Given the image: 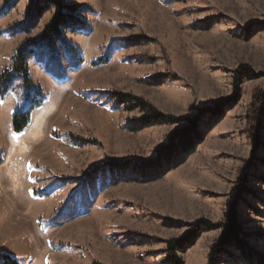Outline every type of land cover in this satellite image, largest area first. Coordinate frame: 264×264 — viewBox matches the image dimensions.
Instances as JSON below:
<instances>
[{"label":"rangeland","instance_id":"374dc122","mask_svg":"<svg viewBox=\"0 0 264 264\" xmlns=\"http://www.w3.org/2000/svg\"><path fill=\"white\" fill-rule=\"evenodd\" d=\"M63 1L78 11L58 29L54 7L0 0V78L33 41L29 83L0 82V264H174L171 244L197 227L176 255L209 264L244 173L231 215L246 254L217 264H264V105L251 119L264 0ZM39 102L15 134L14 114ZM198 116L203 140L183 156L170 137Z\"/></svg>","mask_w":264,"mask_h":264},{"label":"trees","instance_id":"16d2710c","mask_svg":"<svg viewBox=\"0 0 264 264\" xmlns=\"http://www.w3.org/2000/svg\"><path fill=\"white\" fill-rule=\"evenodd\" d=\"M38 3H40L38 5ZM37 3V8L36 12H38V15L44 14L46 12V9L43 5H48V7L52 6L55 8L56 13L53 19V26H56L58 29L62 28V26H66V24L69 22V19H62L65 15V10H67V14H74L78 11V7H75L74 5H67L64 3L63 0H39ZM55 32V31H54ZM33 41H29L28 43H24L20 49V52L17 54V57L14 61V65L11 69V71L6 72L1 78L0 82L4 81L5 79H9L10 76H12L14 73L15 74H20L23 75L24 78V83H29L30 79L28 77L27 73V51H25V48H27L29 45L32 44ZM29 55V54H28ZM107 60V59H106ZM103 62V61H101ZM106 62V61H104ZM9 88L7 87L5 91L0 94V99H3L6 93L8 92ZM121 102L122 103H128V102H133V104H136L137 106H140L143 109H151L150 105L145 104L141 99L130 96V95H123L121 96ZM264 103V92L263 93H257V95L254 96V102H253V109H251V119L255 122L260 120L261 116V109L262 105ZM41 105V103H36L28 107V110L26 111H19L14 114V119H13V130L15 134H21L30 124L31 121V114L32 112L38 108ZM213 108L210 109L208 113H214V114H220L221 110L225 108L227 105L225 103V100H220L217 102L213 103ZM257 107V108H256ZM256 109V110H255ZM155 111V110H154ZM201 116V115H200ZM200 116L196 117L194 121L191 122V127L190 128H183L180 131H176L171 137L170 140L172 142H175V147H177L179 153L183 156L190 155L194 150L198 147V145L202 142L203 140V134L200 131ZM164 119V118H163ZM170 120V119H169ZM72 137V136H70ZM253 140L254 142L257 141L255 140V134H253ZM113 169V167H118L117 165H110ZM246 176V173L243 174V180H239L237 182L236 187L230 194V201H229V207H228V212H229V223L227 226H225V232L222 234L219 240L214 244L211 254H210V260L209 264H217L219 260V256L221 254H227L230 256L229 250L231 248H236L240 251L242 254H246V250H240L242 248V238H245L244 233L242 232L240 226L235 225V217L231 215V212H234V204L237 205L239 200H242L243 196L246 194H249L248 188L245 186L247 183V180L244 179ZM64 183L67 182L66 179H61ZM243 182V183H242ZM49 193L46 195L48 196ZM233 220V225L230 224V220ZM202 226L207 229H212V228H217V226L212 225L211 223H202ZM222 226V225H221ZM194 235L187 236V239H183L182 241H177L170 246V257L171 260L173 261L174 264H182V261L177 257L176 253L183 251L186 245L188 243L189 245L191 242H189L190 239L194 238L195 236H198L200 234V227H197L195 231L193 232ZM196 239V238H195ZM192 240V242L195 241ZM2 264H19V262L11 257L10 255L4 254L2 256Z\"/></svg>","mask_w":264,"mask_h":264}]
</instances>
